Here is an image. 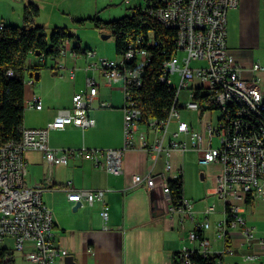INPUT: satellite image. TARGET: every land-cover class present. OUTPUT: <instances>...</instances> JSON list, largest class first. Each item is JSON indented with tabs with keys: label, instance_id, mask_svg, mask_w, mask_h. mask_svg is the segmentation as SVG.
Wrapping results in <instances>:
<instances>
[{
	"label": "built area",
	"instance_id": "built-area-1",
	"mask_svg": "<svg viewBox=\"0 0 264 264\" xmlns=\"http://www.w3.org/2000/svg\"><path fill=\"white\" fill-rule=\"evenodd\" d=\"M142 10L154 17L164 26L177 31L175 53L164 63L161 81L168 86L177 87L174 102L169 114L164 119H153L148 126L140 123L141 110L134 97L132 87L142 84V73L150 61V53L144 47L142 38L130 43L125 54L119 58L97 57L93 49L84 50L87 57H96V61L88 67L100 68L102 75L110 82L115 77L124 80V145L121 148L96 149L81 147L78 149L57 150L48 143L51 129L63 128L72 124L83 130L93 126L95 121L89 110L98 93L94 77L86 78L87 89L75 93L71 107L57 110L52 123L40 128H22L20 141L1 143L0 141V242L11 240L14 248L6 257L11 264H65L69 254L65 246L56 240L52 211L43 200V185L29 186L25 183L27 162L25 152L29 149L40 150L50 167L66 165L72 158L91 160L95 165L106 168L113 174L123 172V155L127 149L140 147L147 152L152 161L148 173L135 174L134 185L146 184L148 189L160 185L169 200L168 211L179 214V221L194 220L195 211L189 199L183 197L180 205L171 202L168 179L162 172L153 173L154 167L163 155L166 157L165 170L170 171L169 160L175 150L195 149L202 153L200 162L209 164L218 162L223 170L219 177L215 193L220 199H227V219L217 223V238L225 244L221 249L213 250L210 240L203 231L210 223H196L189 231V238L197 243V247L183 246L178 250L184 264H192L191 256L199 252L203 256L224 257L235 254L237 249L228 236L229 227H241L245 241L242 248L248 249L247 261H254L259 253L251 249L253 243L264 244V233H258L248 225L245 209L247 201L252 202L264 195V94L257 74L264 69L259 60H240L227 44L228 11L239 6L241 0H145ZM127 3L130 0H126ZM4 26L0 22V28ZM74 57L80 51L66 41L56 61L60 70L68 68L66 63L58 61L67 55ZM137 60L136 66L131 63ZM44 62V57H39ZM193 62L198 64L193 65ZM252 73L251 78L244 77V71ZM71 77L74 68H69ZM177 75L179 83L173 81ZM31 83V81H30ZM182 92L187 100L181 99ZM232 98L249 101V108L233 107ZM37 109L42 108L41 99L37 95L28 102ZM105 106L106 103L102 102ZM219 109L221 113L216 122L207 121L204 129L208 135V143L204 145L205 133L191 129L183 118V110L211 112ZM173 120L177 121L176 129L170 132ZM150 129L155 133L150 138ZM189 133L191 145L180 141L178 137ZM171 136L168 138V135ZM218 136L221 146H212V139ZM139 139V143L137 141ZM177 177H179L177 175ZM176 177V178H177ZM50 181V178L47 177ZM102 189H71L68 198L71 201H86L89 205L102 200ZM216 211V205L207 206V215ZM100 215L105 223L109 219V207L104 204ZM7 248V247H6ZM10 251V249H9ZM16 252L18 253L16 255ZM217 264H225L222 259Z\"/></svg>",
	"mask_w": 264,
	"mask_h": 264
},
{
	"label": "crops",
	"instance_id": "crops-1",
	"mask_svg": "<svg viewBox=\"0 0 264 264\" xmlns=\"http://www.w3.org/2000/svg\"><path fill=\"white\" fill-rule=\"evenodd\" d=\"M45 1L0 0V22L19 25L21 21H24L25 6L29 2H35L40 7V14L36 18L37 24L45 26L46 29L61 26V20L67 18L66 14L72 13L71 9L67 8V10L61 11L56 9L58 13L60 11L59 14L42 18ZM47 1L52 2V0ZM61 1L66 2V0ZM77 4H80L78 15H81V18H87L86 15L100 17L99 12L103 5L98 0H78ZM58 17L61 19L57 20ZM227 44L238 59L259 60L264 66V0H241L238 7L228 11ZM97 45L95 43V46ZM70 46H78L80 55L74 57L69 54L58 59V61L66 63L68 68L60 70L56 66L55 60H48L46 66L36 71L39 72V79L31 78L30 72L26 73L23 126L26 128L48 126L53 122L58 109L71 107L73 95L87 89L86 78L92 76L97 82L98 93L92 102L89 115L95 124L84 130L72 124L63 128L51 129L48 143L57 150L81 147L96 149L123 147V105L114 93L104 92V87L111 85L115 78L121 77H115L108 82L100 68L88 67L96 61V57H87L84 50L93 49L95 46L86 45L84 48L80 44H70ZM31 55L35 58L28 59V67L40 66L39 57L36 54ZM109 55L110 53H108ZM69 68L75 69L73 77L69 74ZM257 74L260 77V86L264 94V69ZM243 75L246 78L252 77V73L247 70ZM33 95L40 97L41 109L28 104ZM102 102L106 105L103 106ZM189 112H197L201 120L206 114L205 111ZM184 119L189 122L191 129L204 131V145H207L209 139L204 125L209 120L213 122L212 112L203 125L195 126L190 120ZM176 125L177 121L174 120L170 126V132L176 129ZM148 131L150 138H153L155 133L150 129ZM170 136L171 134L168 135V138ZM179 140L186 142L188 146L191 145L189 133L181 134ZM137 141L139 143V139ZM211 144L213 146V139ZM190 150L192 149L175 150L171 153L169 160L172 168L170 171L165 170L166 157L163 155L157 161L153 173L162 172L168 180L182 175L184 180V157ZM197 152L201 157L202 153ZM25 157L27 162L25 183L29 186L43 185L45 187L43 200L53 214L57 229L56 240L68 249V255H73L77 264H173L175 252L183 246L197 247V243L189 238L188 232L194 228L196 223H204L201 222L200 216L206 214L205 207L207 205H203L202 208L192 201L195 211L194 220L185 219L181 223L179 214L171 216L169 213L170 203L160 185L153 189H148L146 184L134 185L133 175H144L149 172L152 166L150 156L142 148L137 147L125 151L122 161L123 172L118 175L109 172L104 167L95 165L91 160L80 157L70 159L66 165L52 167L40 150L29 149L25 152ZM200 164L204 163L200 162ZM209 164V174L213 180V187L209 193L216 194L215 188L223 167L218 162ZM202 176L204 177V175ZM47 177L50 178V181L47 180ZM71 189H102L104 194L102 200L93 205L84 201L79 202V206L76 207L77 202L68 198ZM183 195L187 198L185 188H183ZM207 198L210 197L207 196ZM187 199L191 201L190 198ZM104 204L109 207L107 223L100 215ZM215 205L214 213L220 211L224 213V209ZM245 215L248 225L263 234L264 195L257 197L246 207ZM208 218L209 216H206V219ZM220 219L215 218L213 223L208 220L210 227L203 231V235L210 240V247L213 250L221 249L225 244L224 240L217 238L216 235L217 223ZM223 219H225V213ZM227 231L237 252L232 255L226 254L222 261L225 264H243L244 261H247L245 254L249 250L242 248L243 242L239 241L245 238L242 228L229 227ZM252 246L251 249L259 253L257 259H260L261 264H264V244L256 242Z\"/></svg>",
	"mask_w": 264,
	"mask_h": 264
},
{
	"label": "trees",
	"instance_id": "trees-1",
	"mask_svg": "<svg viewBox=\"0 0 264 264\" xmlns=\"http://www.w3.org/2000/svg\"><path fill=\"white\" fill-rule=\"evenodd\" d=\"M40 7L29 2L23 13V25L4 24L0 28V141H20L25 118V76L27 72H36L47 65L48 60L57 59L66 41L78 38L68 27H54L47 35L46 27L37 24L36 18ZM94 22L98 28L105 29L115 40L117 58L125 54L130 43L142 38L141 43L150 53V61L142 73V84L133 86V94L141 110L140 123L148 126L153 119H164L168 116L176 94L175 86H168L160 79L164 63L175 53L177 31L164 26L154 17L136 6L131 15L105 21L98 15L78 19ZM79 50L78 46H73ZM40 53L44 57L40 66L28 67L31 54ZM135 59L131 65L136 66ZM171 202L179 206L184 197V180L182 175L167 181ZM252 203L248 199L247 204ZM9 249L0 246V264H11L6 261ZM222 257L203 256L195 252L191 256L192 264H217ZM173 264H184L179 252L174 254Z\"/></svg>",
	"mask_w": 264,
	"mask_h": 264
},
{
	"label": "rangeland",
	"instance_id": "rangeland-1",
	"mask_svg": "<svg viewBox=\"0 0 264 264\" xmlns=\"http://www.w3.org/2000/svg\"><path fill=\"white\" fill-rule=\"evenodd\" d=\"M77 1L78 0H68V1L66 0V2H64L61 0H52V2H48L46 0L43 4L44 8L42 10L43 11L42 18H46L50 15L54 16L56 13L59 14L61 10H67V8H70L72 13L66 14L67 18L62 19L60 23L62 24L61 26H67L69 30L78 37L74 41L70 42V44L71 45L80 44L81 47L84 48L86 45H91L94 47L95 43H97L98 45L93 48L98 54L97 57L102 56L107 58H111V57L117 58L114 37L112 35H110L107 38L103 37V34H109L108 31L96 27L94 22L90 20H86L85 23L77 22L78 20L77 18H81L80 17L81 15H78V7L80 6V4H77ZM98 1L103 5L99 12L100 18H102L105 21L121 18L126 15H131L134 12L136 6L144 7L146 4L145 0H131V3H127L126 0H98ZM56 9L60 10L59 13L56 11ZM86 17L88 16L86 15ZM60 19L61 18L58 17L57 20ZM19 25H23V21H21ZM51 30L52 29H50V27L46 29L48 36H50ZM108 53H110V55L112 54V56L111 57L110 55L108 56ZM33 57L35 58V56L32 55L29 56V58H33ZM196 64L198 63L193 62V65ZM172 78L174 83L176 84L179 83V78L177 75H173ZM104 92L114 93L116 95V98L121 102L122 105H124V83L122 77L115 78V80L112 82L111 85L104 87ZM186 97H187L186 93L182 92L181 99L187 100ZM211 112H212L213 122L215 123L217 116L221 113V111H219V109H215L212 110ZM182 114L184 118L190 120L195 126L203 125L209 119L210 116V113L206 112L204 118L201 120L197 112H189V110H183ZM213 146L215 148L221 146V141L218 136H215L213 138ZM199 157H200L199 153L193 149L188 151L184 157L185 159H184L183 173H184V181H185L184 188H185L186 197L190 198L191 202L195 201V205L197 204L202 208L205 205L210 206L217 204L220 206V208L223 209L224 202L220 198H218L217 194L209 193V191L212 190L211 188L213 187V180L209 174L210 164H200ZM202 175H204V177ZM207 196H209L210 198H207ZM206 216H209V218L206 219ZM200 218H201V222H205L209 220L210 223H213V220L215 218L223 219L224 213L220 211V212L212 213L210 215L201 214ZM188 236H189V232H188ZM239 241L244 242L245 238L240 239ZM0 246L7 247L8 249H10L9 252H11L14 248V243L8 239L4 242H0ZM17 254L18 253L16 252V255ZM18 264H21V262L19 261ZM28 264H34V263L30 262ZM243 264H261V260L256 259L254 261H246V262L244 261Z\"/></svg>",
	"mask_w": 264,
	"mask_h": 264
},
{
	"label": "bare ground",
	"instance_id": "bare-ground-1",
	"mask_svg": "<svg viewBox=\"0 0 264 264\" xmlns=\"http://www.w3.org/2000/svg\"><path fill=\"white\" fill-rule=\"evenodd\" d=\"M176 94H177V87H176ZM232 105L233 107L239 108H249V101H241L240 98H232ZM263 117H264V109H263ZM224 202L223 211L225 213V219H227V199H221Z\"/></svg>",
	"mask_w": 264,
	"mask_h": 264
},
{
	"label": "water",
	"instance_id": "water-1",
	"mask_svg": "<svg viewBox=\"0 0 264 264\" xmlns=\"http://www.w3.org/2000/svg\"><path fill=\"white\" fill-rule=\"evenodd\" d=\"M109 36H110V34H103V37H104V38H107V37H109ZM36 55L39 56L40 53L38 52V53H36ZM30 77H31V78L34 77L35 79H39V72H31V73H30ZM76 202H77V206H76V207H78V206H79V201H76ZM81 203H82V202H81ZM65 264H77V262L75 261L73 255H67V256L65 257Z\"/></svg>",
	"mask_w": 264,
	"mask_h": 264
}]
</instances>
